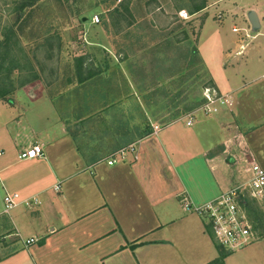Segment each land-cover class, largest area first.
<instances>
[{"label": "rangeland", "instance_id": "rangeland-1", "mask_svg": "<svg viewBox=\"0 0 264 264\" xmlns=\"http://www.w3.org/2000/svg\"><path fill=\"white\" fill-rule=\"evenodd\" d=\"M261 1L42 0L20 15L13 0H0V43L15 31L9 99L20 90L54 94L74 129L83 125L80 142L102 153L134 145L148 125L154 133L177 123L182 148L192 153L226 136L216 121L236 140L250 136L264 124V38L256 40L248 19ZM199 5L205 8L193 13ZM254 150L262 157L264 144ZM15 158L10 150L5 159ZM1 184L0 175V193ZM260 216L255 249L264 246ZM11 244L0 236V258Z\"/></svg>", "mask_w": 264, "mask_h": 264}, {"label": "crops", "instance_id": "crops-1", "mask_svg": "<svg viewBox=\"0 0 264 264\" xmlns=\"http://www.w3.org/2000/svg\"><path fill=\"white\" fill-rule=\"evenodd\" d=\"M250 10L260 19L256 40L264 38V0ZM215 124L226 136L212 148L183 150L175 123L140 138L134 153L110 165L132 146L122 149L124 141L104 153L84 146L83 125L74 129L54 94L20 90L10 102H0V236L15 248L0 264H213L220 255L217 243L186 203L216 199L248 179L250 164L264 165V155L254 150L263 148L262 122L237 140ZM34 144L42 145L44 155L20 160ZM10 150L14 160L5 159ZM6 191L18 193L22 202L9 213ZM34 198L40 203H25ZM33 238L38 242L27 245ZM259 261L264 263V246L252 245L224 264Z\"/></svg>", "mask_w": 264, "mask_h": 264}, {"label": "built area", "instance_id": "built-area-1", "mask_svg": "<svg viewBox=\"0 0 264 264\" xmlns=\"http://www.w3.org/2000/svg\"><path fill=\"white\" fill-rule=\"evenodd\" d=\"M92 21L94 24H98L100 22L99 16H95ZM207 98L209 101H213L210 96ZM193 124V118L187 122L188 126ZM159 130L158 126H154L155 134ZM128 152L134 153V147L122 150L117 154V157L114 155L109 164L114 165L118 162V158L125 159ZM43 155L42 145L34 144L23 150L19 158L22 161H27L41 158ZM246 173L249 177L245 182L239 183L216 199L199 206L194 205L192 202L186 203L188 210L197 213L210 226L214 241L231 254L259 241V235L254 227L249 210L252 206H256L264 213V167L259 163H252L246 169ZM59 189L60 187L57 186L56 190ZM21 203V196L18 193L6 191L4 196V211L6 213H9ZM25 203L31 206L40 202L37 198H34L31 201H25ZM36 242L38 241L33 238L28 240L26 244L32 245Z\"/></svg>", "mask_w": 264, "mask_h": 264}, {"label": "trees", "instance_id": "trees-1", "mask_svg": "<svg viewBox=\"0 0 264 264\" xmlns=\"http://www.w3.org/2000/svg\"><path fill=\"white\" fill-rule=\"evenodd\" d=\"M15 4L17 5L16 9L17 12L22 15L26 10L34 8L37 6V4L42 0H13ZM205 6L199 5L195 6L193 8V13H197L201 10H203ZM118 11L119 9H115ZM15 31H12L10 36L7 35L6 38L4 37L3 41L0 43V101L3 102H10L11 94L14 91V82L12 80V74L17 70V63H15L14 60L9 59L11 54V47L9 46L11 42V37L14 34ZM9 59V62H8ZM90 77L92 76V71L89 72ZM152 129L148 125L144 131L140 134L141 138H144L146 136H149L152 134ZM250 216L252 218V221L254 223L255 229L259 227V221L262 220L261 214L264 215V213L257 208L256 206H252L251 210H249ZM261 217V218H259ZM207 230L210 234V236L213 238V234L211 231L210 226L207 224ZM217 248L219 251V258L213 263V264H224L225 259L232 255L231 253L227 252L225 249H223L220 245L217 244ZM1 261V258H0Z\"/></svg>", "mask_w": 264, "mask_h": 264}, {"label": "water", "instance_id": "water-1", "mask_svg": "<svg viewBox=\"0 0 264 264\" xmlns=\"http://www.w3.org/2000/svg\"><path fill=\"white\" fill-rule=\"evenodd\" d=\"M248 19H249V22L252 26L253 32L258 33L261 29V24H260V19L258 17L257 12L254 10H251L248 13Z\"/></svg>", "mask_w": 264, "mask_h": 264}]
</instances>
